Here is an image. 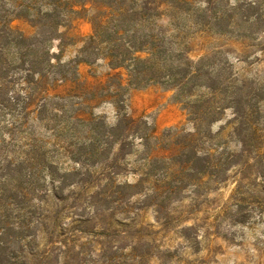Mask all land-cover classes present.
Listing matches in <instances>:
<instances>
[{"label": "trees", "instance_id": "16d2710c", "mask_svg": "<svg viewBox=\"0 0 264 264\" xmlns=\"http://www.w3.org/2000/svg\"><path fill=\"white\" fill-rule=\"evenodd\" d=\"M239 14L243 32L234 27ZM82 17L92 23L90 36L78 40L62 31ZM262 27L264 32V0L222 9L218 0H0V264H150L151 258H173L158 244L173 218L168 204L189 189L198 204L210 186L229 180L233 166L244 168V176L231 200L238 211L244 205L248 228L264 224V79L248 91L245 80L228 72L232 64L221 59L231 51L215 48L194 60L188 42L190 34L210 31L249 37L253 43L237 56L247 62L250 48L264 54V40L256 37ZM68 41L82 47L65 61ZM83 53L117 72L95 90L84 86L79 66L89 60ZM155 83L175 91L189 127L158 133L128 113L130 89ZM99 92L116 106L115 124L94 112L89 99ZM230 108L241 151L222 146L213 130ZM125 173L135 181L119 182ZM135 197L155 208L160 229L139 221L142 207L134 211L130 204ZM198 228H179L193 249L200 246Z\"/></svg>", "mask_w": 264, "mask_h": 264}, {"label": "rangeland", "instance_id": "374dc122", "mask_svg": "<svg viewBox=\"0 0 264 264\" xmlns=\"http://www.w3.org/2000/svg\"><path fill=\"white\" fill-rule=\"evenodd\" d=\"M238 1L240 0H218V6L222 9ZM242 2L244 4V0ZM241 18L239 14L234 19V27L237 32L246 30ZM193 22L195 21L193 20ZM162 23L167 24L168 18L165 17ZM15 25L28 34L33 31L32 27L23 20L15 21ZM260 30L262 31L256 37H260V41H262L264 40L263 27ZM62 31H67L70 36L81 40L92 34L93 26L88 17H82L78 18L71 28H63ZM188 42L191 48L190 56L194 60H198L215 48L231 51L228 54H223L221 59L226 64H232L228 72L232 76L245 80L248 91L249 88L255 86L256 81L264 79V54L259 52L257 47L248 49L251 59H248L247 62L237 60L238 55L244 56V44L253 43L249 37L242 39L237 33L221 35L210 31L190 34ZM67 43L69 41L65 43L63 52L65 61L75 58L78 55V50L82 47L81 42L75 45ZM58 44L59 42L56 41L55 52H59ZM82 56L89 60L81 62L79 66L80 80L86 87H93L95 90L106 82L110 73L117 72L109 68L106 60L96 59L97 56L94 54L83 53ZM242 59L244 58L242 57ZM118 71L123 74V78H127L126 69L122 68ZM247 90H243V92ZM104 94L97 93V97L89 99V102L95 105L94 112L96 114L106 116L109 124H115L118 120V110L113 102L104 101L106 97L103 96L108 93ZM256 101V99L252 100L254 103ZM128 104L127 111L130 115L143 117L158 133L175 125L189 127L188 111L182 103L176 100L175 91L168 90L160 84L131 88ZM259 106L264 125V100L260 101ZM86 111L88 112L89 109ZM233 112L232 108L227 109L222 114L221 121L213 126V130L219 133L218 142L222 146H225L229 151H241V143L233 133V127L237 124ZM65 163L68 167L74 166L68 159L65 160ZM241 170L240 166L231 167L228 172L229 180L218 187L210 186V190L206 192V196L201 197L202 201L198 204L193 200L192 189L181 193L168 204V210L173 213L171 214L173 218L166 227V231L158 237V244L164 246L162 250L170 249L174 257L161 261L158 258H151L150 264H264V224H255V229L248 228L247 224H244V205L238 211L235 202L231 200L236 180H240L244 176V168L243 171ZM117 180L122 183L125 181L134 182L135 176L125 173ZM138 199L135 197L130 203L134 211H137V208L141 206ZM141 207L142 209L138 211L139 221L145 225L151 224L155 229H160L156 220L155 208L151 204ZM106 215L109 216V212H106ZM116 216L120 219L124 218V215L120 213H117ZM238 218H241L240 220L243 222L235 221ZM67 222L69 223L70 220ZM126 222H130V220ZM188 225L199 226L200 246L198 249L191 248L179 233L180 227ZM126 243L129 246L130 241H126Z\"/></svg>", "mask_w": 264, "mask_h": 264}]
</instances>
